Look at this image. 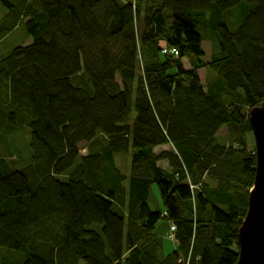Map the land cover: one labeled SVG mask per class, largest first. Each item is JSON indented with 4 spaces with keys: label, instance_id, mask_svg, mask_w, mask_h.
<instances>
[{
    "label": "trees",
    "instance_id": "16d2710c",
    "mask_svg": "<svg viewBox=\"0 0 264 264\" xmlns=\"http://www.w3.org/2000/svg\"><path fill=\"white\" fill-rule=\"evenodd\" d=\"M0 5V264H235L264 0ZM20 25L31 42L3 52Z\"/></svg>",
    "mask_w": 264,
    "mask_h": 264
},
{
    "label": "water",
    "instance_id": "95a60500",
    "mask_svg": "<svg viewBox=\"0 0 264 264\" xmlns=\"http://www.w3.org/2000/svg\"><path fill=\"white\" fill-rule=\"evenodd\" d=\"M255 149V175L248 207L237 232L235 264H264V103L248 112Z\"/></svg>",
    "mask_w": 264,
    "mask_h": 264
},
{
    "label": "rangeland",
    "instance_id": "374dc122",
    "mask_svg": "<svg viewBox=\"0 0 264 264\" xmlns=\"http://www.w3.org/2000/svg\"><path fill=\"white\" fill-rule=\"evenodd\" d=\"M5 12L4 8L1 7L0 5V16L3 15ZM31 42V37L23 30V27L20 25L18 26L15 30L10 32L6 38L4 39L3 43L1 44V50L3 52L9 51L11 48L17 45H27ZM204 49H205V58H209L210 54V45L208 42L203 43ZM209 73L207 72V69L205 67L201 68L199 70V76L201 81L204 83L206 79H208L207 75ZM227 134L226 129L223 127L222 130L220 131L221 135ZM249 141L251 143V147L254 146V140L252 134H248ZM24 138V136H23ZM10 139V138H9ZM129 157H130V148L127 154H118L117 155V162L119 165L122 167L128 169L129 165ZM152 190H151V198L148 201L149 207L151 209H157V208H162L161 206V201L160 197L157 191V187L153 184L152 185ZM158 199V201H156ZM221 209V208H219ZM217 210L216 215L217 217L223 218V214L220 213L221 210ZM160 225L158 226V229H156V233L161 235L163 237V252L166 254L172 250L173 244H174V238H175V229H172V225L170 222H159ZM81 264H97L90 258H84L81 260Z\"/></svg>",
    "mask_w": 264,
    "mask_h": 264
},
{
    "label": "built area",
    "instance_id": "2783aa9c",
    "mask_svg": "<svg viewBox=\"0 0 264 264\" xmlns=\"http://www.w3.org/2000/svg\"><path fill=\"white\" fill-rule=\"evenodd\" d=\"M172 229H175V227L172 225Z\"/></svg>",
    "mask_w": 264,
    "mask_h": 264
},
{
    "label": "crops",
    "instance_id": "0c3cea01",
    "mask_svg": "<svg viewBox=\"0 0 264 264\" xmlns=\"http://www.w3.org/2000/svg\"><path fill=\"white\" fill-rule=\"evenodd\" d=\"M160 225V224H159Z\"/></svg>",
    "mask_w": 264,
    "mask_h": 264
}]
</instances>
